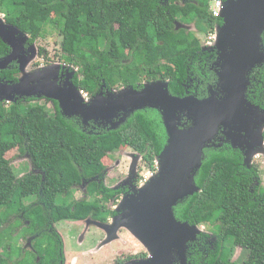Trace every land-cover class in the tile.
<instances>
[{
    "label": "trees",
    "instance_id": "obj_1",
    "mask_svg": "<svg viewBox=\"0 0 264 264\" xmlns=\"http://www.w3.org/2000/svg\"><path fill=\"white\" fill-rule=\"evenodd\" d=\"M212 1L0 0V13L5 23L28 36L27 44L42 39L50 27L58 31L59 59L77 68L72 81L89 97L124 87L140 89L144 83L159 80L168 83L171 94L184 97L189 95L186 84L192 67L205 56L200 54L199 34L222 25L209 11ZM183 20L184 24L192 22L195 32L187 25L178 28L176 21ZM262 44L264 49V32ZM9 50L0 39V57ZM38 53L46 56L43 47H38ZM260 68L257 65L249 73L250 86ZM204 72L210 80L199 79L213 84L214 71V75ZM19 74L13 63L0 72V78L17 82ZM203 89L207 88L198 87L199 94ZM167 139L162 115L153 108L137 109L116 128L108 129L63 116L55 100L0 101V207L14 206L22 212L27 233L38 234L33 251H26L25 258L10 261L0 255V264H59L61 244L42 228L65 220L101 218V203L109 199L103 186L105 168L113 153L133 149L143 157L144 168L154 169ZM20 156L28 157L31 170L17 176L11 162ZM243 157L210 143L201 167L194 172L198 191L173 208L177 221L209 228L198 235L202 239L216 238L197 250L195 242L190 245L191 264H264V184L259 163L248 167ZM84 180L87 195L103 197L56 203L58 195L68 197ZM31 196L36 201L25 206L22 200ZM235 246L247 251L241 262L232 259Z\"/></svg>",
    "mask_w": 264,
    "mask_h": 264
},
{
    "label": "water",
    "instance_id": "obj_2",
    "mask_svg": "<svg viewBox=\"0 0 264 264\" xmlns=\"http://www.w3.org/2000/svg\"><path fill=\"white\" fill-rule=\"evenodd\" d=\"M220 17L223 24L216 28L212 42L217 49L216 80L207 86L205 98L175 96L168 83L159 80L144 83L140 89L124 87L104 94L98 92L86 99L72 81L77 71L74 66L69 65V72L65 73L67 64H53L27 77L25 67L36 56L35 43L26 48L28 36L5 23L0 15V39L10 49L0 57V72L13 63L20 71L17 82L0 78V101L30 97L55 100L63 116L77 117L85 126L93 123L108 129L116 128L137 109L153 108L162 115L168 139L157 156L156 173L120 205L129 231L143 242H151L150 257L126 264H190V245L202 230L187 221H177L173 208L198 191L194 172L202 165L204 149L219 132L226 140H233L244 114L252 109L246 91L249 73L264 64V0L223 1ZM97 97L99 100H95ZM184 119L190 125L181 129ZM256 126L259 131L251 143L256 139L258 143L262 141L264 119L257 120ZM232 143L233 148L241 150L248 167L255 156L264 154V147H251L250 152V147H242L237 141Z\"/></svg>",
    "mask_w": 264,
    "mask_h": 264
},
{
    "label": "rangeland",
    "instance_id": "obj_3",
    "mask_svg": "<svg viewBox=\"0 0 264 264\" xmlns=\"http://www.w3.org/2000/svg\"><path fill=\"white\" fill-rule=\"evenodd\" d=\"M178 25H187L191 31L195 32L194 25L191 24V22L184 24L183 21H180L177 26ZM35 47L34 55L36 56L25 67V75H27V77L33 76L36 71H41L53 64H64L59 59L61 55V36L55 29L51 27L48 28L45 36L35 42ZM38 47H43L45 49V57L39 55L37 52ZM68 67L69 65L67 64L64 69L65 73L69 72ZM69 69L71 70L72 68ZM97 99L99 100V97L95 100ZM37 102L42 104L44 103V100H39ZM8 103H10V101H6V104ZM31 103L33 102H30V104ZM252 117H256L259 121L262 120L263 122L264 114L258 111L247 113V115L240 121L239 128L244 126ZM251 130L252 128L246 127L245 131L242 133L243 135L239 134L237 136V141H239L242 145H245L247 148L250 147V152L252 149L255 150L257 148L260 150L262 148H254L250 139L257 136V132L259 131L258 126L253 127V133H251ZM259 156L260 157L255 160L260 165L259 173L264 184V154L262 153ZM11 164L17 176H22L31 170L30 161L26 156L14 158ZM138 168L141 170L139 177V180H141V178L149 172V169L144 168L141 164V157L130 148L115 151L110 161L107 162V166L105 168L106 184L110 186L114 181H116V179L110 180L109 175H112L113 177H124L125 175H128L131 178V176H135ZM155 173L156 172H153V175ZM152 176H149L148 180ZM81 194L82 193L77 191V189H73L68 197L58 195L56 203L69 202L71 199L80 198V196H82ZM86 198L94 200L95 196L88 195ZM123 199H126V197H122L121 200L114 206L116 215L108 218V221L105 223L66 220L54 223L55 225L53 230L60 235L62 241L61 248H63V255L65 258L64 264H111L114 261V257L123 251H129L128 249H125L126 246H128L129 249L141 248L143 250L150 251L149 247L151 242H143L139 238L135 237L130 232V227L126 225L125 218H122L121 215L123 214V207L120 205ZM35 201L36 196H31L24 198L22 203L26 206ZM18 203L19 201L15 206H17ZM8 208L6 209L4 207H0V255L10 259V261H15L22 257L25 258L26 254L24 251L31 249L34 237L30 236L26 231L27 224L21 216L22 212L18 213L14 206ZM205 228L206 229H204V227H200L202 233L203 231L209 230V228ZM101 230L104 232V240L102 243H100V239L103 236ZM135 241H137L138 244H136ZM246 256L247 251L245 249L237 246L234 247L232 254L233 260L241 262L246 258Z\"/></svg>",
    "mask_w": 264,
    "mask_h": 264
},
{
    "label": "flooded vegetation",
    "instance_id": "obj_4",
    "mask_svg": "<svg viewBox=\"0 0 264 264\" xmlns=\"http://www.w3.org/2000/svg\"><path fill=\"white\" fill-rule=\"evenodd\" d=\"M223 1H226V0H223ZM0 15L4 18V16H3L4 14L0 13ZM218 19L222 20L221 17H218ZM184 21L185 20H183V22ZM185 24H187V23H185ZM222 24H223V20H222ZM216 28H214V33L216 32ZM194 29H195V27H194ZM192 32H194V31H192ZM210 33L211 32H209L208 34H203V35H202V33L199 34V37L202 40V42H201V53L200 54H203L205 56L202 59H198L196 61V68L192 67L193 68V71L191 73L192 78H190V79L188 78L187 84H186V86L188 88V91H186L187 94L195 95L196 97H198L197 95H201L198 98H205L207 96V89H203L202 93L199 94L198 87L202 86L203 88L204 87L207 88L206 86H208V82H209V81L204 82V81L200 80L199 76H204L205 79L210 80V77H207L206 73L204 72V69H206V71H210L212 74H213V71L215 70V61L217 59V49L214 45H212V42H211L212 40H209L208 35ZM30 45L31 44H27V41H26L25 47L28 48ZM261 65H262V68L257 69L255 71L256 72L255 77L257 78V80L255 82H253V85L250 86V84H249L247 91H246V99L250 103V105L252 106V109H250L248 112H246V114H244V117L249 112L258 111V112L263 113L262 111H264V67H263L264 64H261ZM194 71H197V73L194 74ZM213 80L214 81L216 80L215 75H214V78H212V81ZM5 81H7V80H5ZM257 120L258 119L256 117H254V118L252 117L244 126H241L240 128H238V131L235 132V137L231 141L226 140L225 135H223L222 133L219 132V134L215 137V139L210 143H212L213 145L216 144L217 147H218V145H221V146L224 145V147L230 148L234 151H238L239 153L242 154V152L239 148H233L234 146H233L232 142H236L238 140L237 136L239 134L243 135L242 133L245 131L246 127L252 128L251 133H253V127L257 123ZM181 124L182 125L180 126V128L183 129L186 126L190 125V122L187 119H184V120H182ZM238 127H239V124H238ZM239 130H241V131H239ZM253 136H255V135H253ZM252 139H254V138H251V141H252ZM257 141H258V139L255 140V143H253V147H264V131H263L262 141L260 143H258ZM237 142H239V141H237ZM241 146L246 147L245 145H241ZM219 148H222V147L219 146ZM136 153L138 154V152H136ZM138 155L141 157L140 154H138ZM259 155L255 156V158L252 160L251 163L257 162L255 159L259 158L260 157ZM243 159H244V157H243ZM143 160H144L143 157H141V164L144 166ZM155 162H157V157L155 159ZM154 165H155V163H154ZM139 170H140V168L137 169L135 176L134 177L131 176V178L128 175H125L124 177L114 176V177L110 178V180L116 179V181H114V182L112 181L113 183L110 186L108 184H106V181H105L106 178L103 179V186L105 189H107L105 195L108 196L109 199H108L107 203H105V204L101 203L103 205V206L101 205V210H102V214H103L102 217L98 218L97 220L94 219L93 221L102 222V223L107 222L108 218L114 217L116 215V210L114 209V206L121 200L122 197L130 198L131 195L136 194V191L144 184V183H142V184L140 183ZM86 183H87V181L84 180V183L80 184L76 188L77 191H80V193H82L81 194L82 196H80V198L88 196ZM99 183H100V181H99ZM100 197H103V196H98L97 198L96 197L95 198L101 199ZM21 216H22V214H21ZM27 223H28V221H27ZM54 225H55L54 223H52L51 225L47 224L42 228V231H48L49 233H52L59 240L58 243L60 245L62 243V241H61L60 235L58 233H56V231L53 230ZM101 232L103 233V236L100 239L101 240L100 243H102V241L104 240V232L102 230H101ZM204 233H207V232L203 231L202 234H204ZM37 235H30V236L34 237V240H35ZM215 240H216L215 237H209L207 239H202V236H198V239L195 241L193 249L195 248L197 250V249H199V247H201L203 245V243H208V242H212ZM135 243L138 244L137 241H135ZM32 247H33V244L31 245V249L28 251H33ZM125 249H128L129 251H123L119 255L114 257V261L111 264H126V263L133 262V261L139 262L143 259H147L150 257V253L146 250L141 249V248L129 249L128 246H126ZM25 252L26 251H24V253ZM60 253L62 255V260L59 262V264H64L65 258L63 255V248H61ZM193 264H195V263H193Z\"/></svg>",
    "mask_w": 264,
    "mask_h": 264
},
{
    "label": "built area",
    "instance_id": "obj_5",
    "mask_svg": "<svg viewBox=\"0 0 264 264\" xmlns=\"http://www.w3.org/2000/svg\"><path fill=\"white\" fill-rule=\"evenodd\" d=\"M222 6H223V0H213L209 6V11L214 17L218 18L220 17ZM208 37H209V40H212L211 42H213V40L215 39L214 31L211 32L208 35ZM81 92L86 99L89 98V95L86 92H84L83 90H81ZM157 165L158 163L155 162L154 169H149V172L145 174L143 178H141L140 180L141 184L145 183L148 180V177L153 175V172H156L155 170H157Z\"/></svg>",
    "mask_w": 264,
    "mask_h": 264
}]
</instances>
